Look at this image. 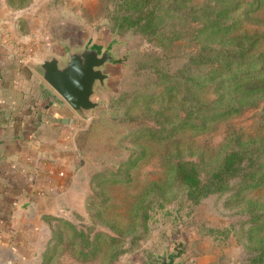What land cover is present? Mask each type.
I'll use <instances>...</instances> for the list:
<instances>
[{
    "label": "rangeland",
    "instance_id": "374dc122",
    "mask_svg": "<svg viewBox=\"0 0 264 264\" xmlns=\"http://www.w3.org/2000/svg\"><path fill=\"white\" fill-rule=\"evenodd\" d=\"M246 1L231 14L238 19L237 32L264 35V7L245 13ZM6 2L24 16H33L32 42L39 45L28 48L31 56L66 57L69 50L95 43L111 55L102 65L109 73L106 85L92 96L100 104L86 115L71 116L76 123L72 131L77 128L79 177L87 178L89 185L82 205L42 216L32 250L13 256L8 264H156L163 254L174 255L175 264H241L255 254L259 243L247 228L263 218L264 184L238 193L235 187L194 205L171 177L170 164L188 159L208 167L249 138L264 141V98L209 123L204 131L183 129L151 138L141 133L165 119L154 114L164 97V73L183 66L202 39L187 37L162 45L120 28L110 17L117 9L113 0ZM201 96L212 98L209 84ZM142 153L129 168V160ZM248 205L260 214L257 221L250 220L254 213L244 209ZM54 217L72 222L89 236L90 245ZM97 232L101 234L94 238ZM254 234L263 235L264 229ZM90 248L92 255H79L80 249Z\"/></svg>",
    "mask_w": 264,
    "mask_h": 264
},
{
    "label": "trees",
    "instance_id": "16d2710c",
    "mask_svg": "<svg viewBox=\"0 0 264 264\" xmlns=\"http://www.w3.org/2000/svg\"><path fill=\"white\" fill-rule=\"evenodd\" d=\"M113 1L117 9L110 17L120 28L138 31L162 45L187 37L202 39L183 66L164 73V97L157 102L160 109L154 114L165 115V119L159 126L146 127L141 134L165 138L183 129L204 131L209 123L236 114L264 98V46H259L264 42V35L237 32L238 19L231 17L243 6V0ZM263 7L264 0H247L244 12L252 13ZM208 84L213 96L204 99L201 91ZM254 142L249 138L246 143L227 150L208 167L188 159L172 162L171 177L194 205L212 195L228 194L235 187L236 193L260 187L264 184V141ZM142 155L130 159L128 167H133ZM244 209L254 213L251 221L258 220L260 214L251 206ZM54 218L65 223L73 236L81 235L85 245H90L89 236L72 222ZM262 229L264 212L260 222H252L247 228L249 237L253 236L259 243L258 250L241 264H264V234H254ZM100 234L97 232L94 238ZM242 245L246 247L244 240ZM92 254L91 248L79 250L82 257Z\"/></svg>",
    "mask_w": 264,
    "mask_h": 264
},
{
    "label": "crops",
    "instance_id": "0c3cea01",
    "mask_svg": "<svg viewBox=\"0 0 264 264\" xmlns=\"http://www.w3.org/2000/svg\"><path fill=\"white\" fill-rule=\"evenodd\" d=\"M33 29V16L0 1V264L32 250L40 218L82 205L89 188L76 165L77 112L41 76Z\"/></svg>",
    "mask_w": 264,
    "mask_h": 264
},
{
    "label": "water",
    "instance_id": "95a60500",
    "mask_svg": "<svg viewBox=\"0 0 264 264\" xmlns=\"http://www.w3.org/2000/svg\"><path fill=\"white\" fill-rule=\"evenodd\" d=\"M111 59L106 50L101 52L96 47L85 46L67 52V57L49 54L40 58L38 67L41 76L62 96V98L80 115L100 104L93 99L96 94V85L104 87L109 73L103 70L102 65ZM32 202L28 201L24 207ZM156 264H169L167 256L161 255Z\"/></svg>",
    "mask_w": 264,
    "mask_h": 264
},
{
    "label": "flooded vegetation",
    "instance_id": "af4514ba",
    "mask_svg": "<svg viewBox=\"0 0 264 264\" xmlns=\"http://www.w3.org/2000/svg\"><path fill=\"white\" fill-rule=\"evenodd\" d=\"M93 47H97V48L99 49L100 52L102 51V49H100L101 47H99V45H98L97 43L93 44ZM166 256H167V262H168L169 264H173L174 262L172 261V260H173L172 257H173L174 255H172L171 257L168 256V255H166Z\"/></svg>",
    "mask_w": 264,
    "mask_h": 264
}]
</instances>
